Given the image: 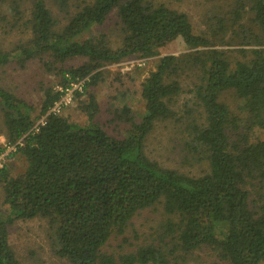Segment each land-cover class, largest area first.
<instances>
[{
    "label": "trees",
    "instance_id": "1",
    "mask_svg": "<svg viewBox=\"0 0 264 264\" xmlns=\"http://www.w3.org/2000/svg\"><path fill=\"white\" fill-rule=\"evenodd\" d=\"M231 1L197 32L186 12L158 0H0V28L19 35L11 48L0 43V68L40 59L59 76L42 86L37 116L0 83L2 135L16 149L11 156L25 159L18 174L0 168V264H22L9 227L34 218L47 220L57 255L71 264H170L179 252L203 248L227 264L264 263V0ZM112 15L119 44L102 30ZM177 39L187 51L159 57L140 84L143 112L113 108L109 121L119 120L124 134H111L92 90L100 68L158 56ZM82 80L76 95L85 122L52 112ZM160 122L180 124L183 161L205 172L165 167L147 154ZM159 205L167 219L157 242L106 251L135 216Z\"/></svg>",
    "mask_w": 264,
    "mask_h": 264
},
{
    "label": "rangeland",
    "instance_id": "2",
    "mask_svg": "<svg viewBox=\"0 0 264 264\" xmlns=\"http://www.w3.org/2000/svg\"><path fill=\"white\" fill-rule=\"evenodd\" d=\"M164 2L172 8L186 12L197 32H201L209 23H214V16L223 14L229 9L231 0H158ZM216 23V22H215ZM5 28H0V43L5 48H11L19 40V35L15 31L4 32ZM102 30L109 34L113 44L119 42V26L115 15H112ZM119 44V43H118ZM224 48L237 47L225 44ZM187 51V47L182 39H177L161 51L158 56L140 57L131 56L120 62L106 64L100 68L103 78L92 90L95 91L100 105L101 112L98 116L100 122L107 123L106 129L113 135L124 134V126L119 120L109 121L111 111L118 105L127 104L135 112L141 113L144 109V102L140 95L141 82L149 76L155 69L159 57L165 54H180ZM80 58L68 61V65L81 63ZM59 76L54 71H47L40 59H35L26 64L24 68L16 63H10L0 68V83L10 90L20 94L32 103L36 109L34 116L39 112V103L43 95L42 86L57 83ZM87 79V78H86ZM86 80H82V88L76 84L72 91L71 99L67 104H63L57 112L71 120L84 123L87 116L81 109V102L76 92H82ZM60 88L59 85H56ZM117 96V99L115 98ZM83 95L81 100H85ZM225 99L232 101L230 93ZM45 116L37 119L39 124ZM2 117L0 115V144L6 145V140L2 135ZM180 124L177 122H160L148 138L146 151L154 160L159 161L163 166L178 168L185 172L199 175L207 170L206 166L197 163L190 165L184 160L182 147L179 144ZM13 145H6V150L2 155V165H9L13 174H18L25 168V159L16 154ZM3 191L0 186V208L2 206ZM167 216L163 214L161 206L139 213L131 221L123 236L113 238L106 246V251L116 255L135 250L138 246L157 242L155 239L164 233V222ZM55 234L46 219L34 218L29 220L15 221L9 227V241L15 250L22 264H71L66 259L59 257L56 253ZM170 264H227L218 259L216 254L209 248L194 251L188 255L179 252L171 260ZM229 264V263H228ZM264 264V263H263Z\"/></svg>",
    "mask_w": 264,
    "mask_h": 264
},
{
    "label": "built area",
    "instance_id": "3",
    "mask_svg": "<svg viewBox=\"0 0 264 264\" xmlns=\"http://www.w3.org/2000/svg\"><path fill=\"white\" fill-rule=\"evenodd\" d=\"M76 84H79V87L82 88V82L81 81L80 82H77V83H72V87L66 89L65 90V93L60 98V100L57 101L55 103V105L51 108V111L52 112H58L63 104H67L70 101L72 91L75 89ZM59 89L60 90H63L61 87ZM44 119H42V121L39 124L43 123L44 122ZM39 124H35L34 128L37 129V127H38ZM2 155L0 156V168L3 167V165H2Z\"/></svg>",
    "mask_w": 264,
    "mask_h": 264
}]
</instances>
